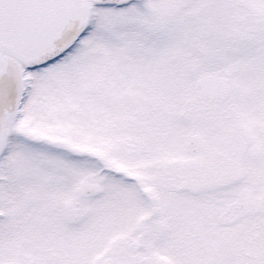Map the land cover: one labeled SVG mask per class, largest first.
Masks as SVG:
<instances>
[{
	"label": "snow or ice",
	"instance_id": "snow-or-ice-1",
	"mask_svg": "<svg viewBox=\"0 0 264 264\" xmlns=\"http://www.w3.org/2000/svg\"><path fill=\"white\" fill-rule=\"evenodd\" d=\"M0 264H264V0H0Z\"/></svg>",
	"mask_w": 264,
	"mask_h": 264
}]
</instances>
